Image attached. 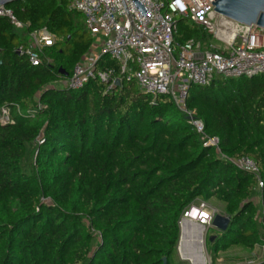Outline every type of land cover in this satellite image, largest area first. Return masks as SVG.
<instances>
[{
    "label": "trees",
    "instance_id": "obj_1",
    "mask_svg": "<svg viewBox=\"0 0 264 264\" xmlns=\"http://www.w3.org/2000/svg\"><path fill=\"white\" fill-rule=\"evenodd\" d=\"M70 1L7 5L22 29L0 17V109L10 116L0 123V264H171L179 218L196 199L222 203L229 218L205 243L208 253L260 245L264 264V75L189 87L185 107L218 138V153L171 97L141 93L107 55L94 70L112 72L119 86L106 92L94 78L55 88L94 41ZM42 28L55 41L50 62L34 67L17 50ZM190 39L211 38L177 19L174 45ZM239 159L258 173L237 167Z\"/></svg>",
    "mask_w": 264,
    "mask_h": 264
},
{
    "label": "built area",
    "instance_id": "obj_2",
    "mask_svg": "<svg viewBox=\"0 0 264 264\" xmlns=\"http://www.w3.org/2000/svg\"><path fill=\"white\" fill-rule=\"evenodd\" d=\"M146 10L142 17L131 0H71L68 9L83 16L90 36L101 39L100 55L84 64H77L71 76L55 85L57 89L77 90L90 79L108 84L106 92L116 87L119 79L112 72L96 73L94 65L102 55L119 63L125 82H134L139 91L153 99L158 95L171 97L188 118V124L201 136L205 147L219 153L218 138L204 133L201 121L193 117L184 104L191 85L208 86L215 79L252 78L264 75V28L245 26L218 15L211 3L215 0H137ZM0 17H6L17 29L24 26L5 7ZM187 19L211 39L203 43L190 39L174 45L177 19ZM27 43L17 52L28 62L40 66L50 62L47 49L54 45V36L46 29L30 32ZM0 109V123L10 122L9 111ZM237 167L258 173L248 159L232 161ZM191 202L179 218L202 228H210L216 211L208 201Z\"/></svg>",
    "mask_w": 264,
    "mask_h": 264
},
{
    "label": "water",
    "instance_id": "obj_3",
    "mask_svg": "<svg viewBox=\"0 0 264 264\" xmlns=\"http://www.w3.org/2000/svg\"><path fill=\"white\" fill-rule=\"evenodd\" d=\"M22 0H0V8L6 7L12 3H16ZM137 10L139 11L140 15L144 17L146 10L137 0H131ZM214 5V11L233 22L238 24H242L245 26L256 25L260 28H264V0H215L211 3ZM61 75L67 76L66 73L59 70ZM116 86L120 85V82L116 80ZM188 120V118H186ZM229 225V218L224 215L215 214L212 222L211 227L216 229L218 232H225ZM192 229H197V231H193ZM202 227L192 224L188 222L185 227L179 226V239L183 233H188L189 237L192 240L188 241V243L184 244L182 247L178 245V250L183 253V258L193 260H198L202 256V241H201V231ZM193 231V232H192ZM197 247L198 252L192 251L191 247ZM200 261V260H198ZM165 262V261H164Z\"/></svg>",
    "mask_w": 264,
    "mask_h": 264
},
{
    "label": "rangeland",
    "instance_id": "obj_4",
    "mask_svg": "<svg viewBox=\"0 0 264 264\" xmlns=\"http://www.w3.org/2000/svg\"><path fill=\"white\" fill-rule=\"evenodd\" d=\"M100 43L101 39H95L92 43V47L89 50L88 54L83 59V63L87 64L91 60H94L97 58V56L100 53ZM48 56V54H47ZM8 114V111L5 110ZM35 148L31 147L28 149V154L26 155L25 159L22 161V169L25 173H29L33 164V153ZM200 199H196L194 204L198 205ZM209 205L213 207V209L216 211V214H221L220 209L215 208L212 205L213 200L208 201ZM192 223V222H191ZM193 224V223H192ZM180 226V224H178ZM217 231L213 227H210V232H208V228H203L201 231V241H202V256L205 260V264H260L262 262V250L261 246L257 245L253 251H246L243 250L240 247L232 248V250H227L225 252H220L216 256H212L210 253L206 251L205 243L207 240H210L211 242L214 240V236L216 235ZM192 251L198 252L197 247L192 246ZM178 250V243L176 247V252L174 256L172 257L171 264H191V262L188 259H184L180 254Z\"/></svg>",
    "mask_w": 264,
    "mask_h": 264
},
{
    "label": "bare ground",
    "instance_id": "obj_5",
    "mask_svg": "<svg viewBox=\"0 0 264 264\" xmlns=\"http://www.w3.org/2000/svg\"><path fill=\"white\" fill-rule=\"evenodd\" d=\"M188 218H183L182 221L180 222V226L181 227H185L188 222L186 221ZM193 231H197V229H192ZM192 231V232H193ZM192 240L191 237H189L188 233H183V235H181L180 240H178V245H180V247H182L184 244L188 243V241ZM181 256H183V253L181 252V248H180V253ZM200 260V261H198ZM198 260H193L190 259L191 264H205V260L203 258V256H201L200 258H198Z\"/></svg>",
    "mask_w": 264,
    "mask_h": 264
},
{
    "label": "crops",
    "instance_id": "obj_6",
    "mask_svg": "<svg viewBox=\"0 0 264 264\" xmlns=\"http://www.w3.org/2000/svg\"><path fill=\"white\" fill-rule=\"evenodd\" d=\"M99 55H100V53H99ZM99 55H98V56H99ZM98 56H97V57H98ZM212 205H213L215 208L220 209L221 214H223V213H222V210H223V204H222V203L213 200ZM232 248H236V247H231V248H229V249H227V250H232ZM227 250H226V251H227ZM261 250H262V246H261ZM224 252H225V251H224Z\"/></svg>",
    "mask_w": 264,
    "mask_h": 264
}]
</instances>
